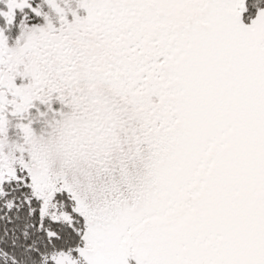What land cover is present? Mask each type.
Segmentation results:
<instances>
[{"label": "snow or ice", "instance_id": "obj_1", "mask_svg": "<svg viewBox=\"0 0 264 264\" xmlns=\"http://www.w3.org/2000/svg\"><path fill=\"white\" fill-rule=\"evenodd\" d=\"M0 264H264V0H0Z\"/></svg>", "mask_w": 264, "mask_h": 264}]
</instances>
